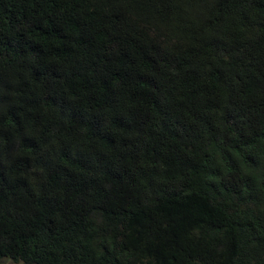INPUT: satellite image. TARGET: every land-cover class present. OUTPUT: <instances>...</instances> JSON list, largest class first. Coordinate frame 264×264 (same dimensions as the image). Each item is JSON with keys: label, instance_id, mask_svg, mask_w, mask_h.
Masks as SVG:
<instances>
[{"label": "trees", "instance_id": "16d2710c", "mask_svg": "<svg viewBox=\"0 0 264 264\" xmlns=\"http://www.w3.org/2000/svg\"><path fill=\"white\" fill-rule=\"evenodd\" d=\"M264 264V0H0V264Z\"/></svg>", "mask_w": 264, "mask_h": 264}, {"label": "rangeland", "instance_id": "374dc122", "mask_svg": "<svg viewBox=\"0 0 264 264\" xmlns=\"http://www.w3.org/2000/svg\"><path fill=\"white\" fill-rule=\"evenodd\" d=\"M2 264H13L12 260H4Z\"/></svg>", "mask_w": 264, "mask_h": 264}]
</instances>
